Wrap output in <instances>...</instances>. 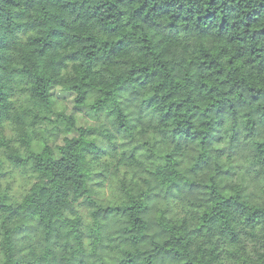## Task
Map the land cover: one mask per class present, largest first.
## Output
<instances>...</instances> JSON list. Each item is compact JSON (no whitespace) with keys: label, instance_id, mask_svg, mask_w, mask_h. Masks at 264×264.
<instances>
[{"label":"trees","instance_id":"16d2710c","mask_svg":"<svg viewBox=\"0 0 264 264\" xmlns=\"http://www.w3.org/2000/svg\"><path fill=\"white\" fill-rule=\"evenodd\" d=\"M141 24L169 37L184 33L213 41L211 50L204 47L199 50L205 61L199 65L200 71L220 67L230 50L235 49L236 54L227 63L234 60L240 63L238 59L244 57L241 67L246 75L235 76L239 69L229 73L221 82L222 85L231 82L227 92L217 90L209 78L198 86L196 99L202 103H193L183 113L184 106L192 100L189 95L186 100L168 105V111L161 117L153 115V119L162 121L191 113L173 129L169 138L171 147L161 143L157 152L146 157L156 162L155 173L150 175L163 179L148 192L130 197L131 207H112L122 204L111 186L116 173L106 167L98 170L100 165L93 169L81 161L86 155L93 161L114 156L120 146L113 144L111 137L120 134L123 125L110 131L98 130L88 121L94 118L100 124L106 102L97 101L90 106L85 99L105 95L113 97L112 103L116 104L120 95L127 92V103L132 104L142 95L140 90L160 74L149 72L147 67L128 70V62H121L127 78L107 68L97 70L98 64H111L114 55L147 51L137 47L139 41L134 35L123 34L115 43L97 41V37L120 35L122 29L131 25L135 30ZM69 46L79 50L60 57ZM210 57L214 58L209 60ZM182 62L175 63L174 68ZM223 72L220 67L216 75ZM104 85L114 88V92L105 91ZM261 85H264V0H0V236L5 238L4 247L13 256L25 252L16 264H180L182 260L187 264H230L241 256L245 257L241 264H264L261 252L264 237L251 231L259 227L264 233V208L252 212L237 202L239 197L225 199L219 205L224 215L238 220L247 212L243 227L214 228L217 217L208 218L207 214L204 225L189 226L188 217L195 218L192 209L198 207L192 201L208 186L186 179L177 171L181 162L176 159L198 141L204 151L194 158V167L185 170L188 176L211 168L214 157L225 155L262 159L226 171L217 166L216 177L231 178L241 168L253 180L264 176V167L257 171L258 165H264V144L254 143L264 137ZM60 92L72 98L69 114L57 98ZM174 94L182 95L179 90ZM166 99L167 96L160 97L157 92L149 103ZM25 102L54 119L32 111ZM55 105L62 110L55 111ZM139 110L144 111L142 105ZM81 116L83 124L78 118ZM194 121H203L202 131H193L197 128ZM44 122L50 128H42L40 124ZM59 123L65 125V130L58 127ZM86 136L96 139L87 141ZM225 138L229 141L226 148H214ZM34 142L38 149H34ZM85 168L87 171L82 170ZM18 179L28 181L20 182L22 189L15 193L14 182ZM86 182L88 187H84ZM106 187L102 198L109 207H99L96 195L84 197L85 192ZM218 187L212 186L213 197ZM159 205L162 212L157 216ZM165 216L172 217L168 220L171 228L165 225ZM182 216L179 227L186 228V232L177 237L179 229L173 222L179 224ZM217 232L221 239L215 248L236 245V251L213 255L196 247L192 259H188L187 249L193 246L195 238L204 236L201 244L210 243L207 237ZM184 240L187 242L181 245ZM120 245L125 248L120 249ZM181 246L185 249L183 254L176 250ZM197 255L201 256L200 261H196ZM204 256L211 259L204 261Z\"/></svg>","mask_w":264,"mask_h":264},{"label":"clouds","instance_id":"9594fccd","mask_svg":"<svg viewBox=\"0 0 264 264\" xmlns=\"http://www.w3.org/2000/svg\"><path fill=\"white\" fill-rule=\"evenodd\" d=\"M133 7H135V5ZM137 23L139 24L140 22L137 21ZM123 34L134 35V39L139 41L137 47L146 49L147 51H137L130 55H114L111 64H98L97 70L100 68H107L110 72L124 74V78H127L125 67H121V62H128L126 65L128 70H131L133 67H147L149 72L158 71L160 74L153 79L149 86L140 90L142 95L132 104L127 103L129 96L127 92L120 95L119 99L116 100V104L112 103L113 97L105 95H98L95 99H85V102L90 106L96 105L97 101L106 102L104 104V111L100 124H96L94 118L88 121V123H91L98 130L110 131L112 128L123 125L120 129V134L111 137V142L120 146L114 156H104L102 160L93 161L90 155H86L81 161V163L93 169L96 168V165H100V169L98 170H103V168L106 167L110 169L111 172L116 173V175L112 177V181L115 183L111 186L113 187L115 196L122 204L112 207H131L133 201L129 199L130 197H138L141 192H148L150 189L155 188L160 179H163V177H154V175H150V173H155L156 162L146 159V157L150 152H157L161 143H167L171 147L173 144H170L169 138L173 129L176 128L177 123H180L181 119H187V116L191 115V113L184 114L176 120L163 119L162 121L160 119H153V115L161 117L162 113L168 111V105L186 100L189 95H191L192 100L184 106L183 113L186 112L187 108L192 107L193 103H202V101L196 99L197 92L199 91L198 86L209 78L212 80L217 90L227 92L231 87V82L228 85H222L221 82L228 78L229 73L234 72L235 69H239L238 72L234 73L235 76L239 77L246 75L245 68L241 67L244 57L238 59L240 63H237L236 60H234L232 64L227 63V61L232 60V57L236 54L235 49L230 50L229 54L221 63L220 67L224 69L221 75H216L220 67H212L207 68L205 71H200L199 65L205 63V61L203 57L199 56V50L201 47H204L208 51L211 50L214 47V42H209L208 40L201 39L191 34L185 35L184 33H178L175 37H169L166 33H158L156 30L147 28L145 25L141 24L140 27L135 30L131 25L122 29L120 35L97 37V41L115 43L116 40L123 38ZM210 43L211 46H209ZM99 47L100 43H97V48ZM78 50L79 47H66L60 53V57L71 56ZM92 51H95V49ZM212 58L214 57H210L209 60ZM180 60L183 61L180 67L174 68V64ZM160 64H163L164 67L161 68L159 66ZM72 67L73 66L70 64V69ZM61 76H64V72L61 73ZM189 79L191 83H188ZM97 83H99L98 80ZM108 83L111 84L113 82L109 81ZM93 86L95 87V85ZM104 86L105 91L114 92V88H109L106 85ZM261 87H264V85H261ZM176 90H179L182 95L174 94ZM157 92L160 97L167 96V99L159 103H149V101H151L150 98L154 94H157ZM116 105H119V107L117 108ZM141 105L144 108L143 112L139 110ZM200 110L203 111V107H201ZM93 111H95V108H93ZM78 118L83 119L82 116ZM194 123H196L197 128L193 129V131L197 129L203 130L200 127L203 121H194ZM148 132L152 134L150 137L148 136ZM94 139H96L95 136L85 137L87 141ZM254 143L264 144V137H260ZM228 144L229 141L225 138L219 144L215 145L214 148L223 149L226 148ZM192 149L195 150L193 151ZM203 151L204 149L199 147V142L195 141L189 149L183 150V153L176 158L181 162L177 171L184 174L186 179L195 180L208 186L192 201L198 205V207L192 209V211L196 213L195 218L188 217L189 226L199 227L204 225L206 223L205 214H207L208 218L213 216L217 217L216 223L213 226L214 228L231 227L239 229L244 226L247 212L236 220L224 215L219 205H221L225 199H237L239 197L237 202L244 204V207L250 209L252 212L264 208V176L259 180H253L251 176L245 175L244 169L241 168L240 171L231 178H220L216 177V168L217 166H221L222 170L226 171L229 168L235 169L238 165L247 167L249 164L256 163V160L262 158L259 156L256 157V160H253L251 156H248L246 159H241L239 156L228 158L226 155L219 159L214 157V163L211 168L204 169L196 176H188L185 170L194 167L196 163L194 158L198 157ZM129 157L131 158L129 159ZM262 167H264V165H258L257 171H260ZM118 169L120 171H117ZM82 170L87 171V168ZM8 182L7 180L4 181L5 184ZM88 183L89 182H86L84 187H88ZM105 183L109 184V182ZM214 184L219 185L215 197H213L211 191ZM117 188L122 189V191H116ZM220 188H223V192L220 191ZM83 190L82 188L81 191ZM106 190H108L107 187L105 189H92L91 191L85 192L84 197L96 195L98 197L97 205L101 208H106L109 207V205L107 201L102 198V193ZM252 193H254V195H251ZM84 197H81V199ZM165 206L166 205H163V207ZM158 207L160 211L157 212L159 215H157V213L156 215L160 216L162 208L160 205ZM217 213H219V215H217ZM170 219H172L171 216L164 217V223L169 228L173 226L172 224H168V220ZM193 221L195 222L193 223ZM173 223L179 229L175 235L177 237L184 235L186 228L179 227L180 224L183 223V216L179 224H177L175 220ZM129 227H131V224H129ZM245 231H249V229L245 228ZM251 231L258 237H264V233L260 231L259 227ZM4 239V237L0 236V264H16V261L19 260L21 256L25 255V252H19L18 255L13 256L12 253L8 252V249L4 247ZM164 239H168V237ZM205 239L206 237L204 236L195 238L193 246L187 249L190 253L188 259H192L191 253L194 252L196 247L205 248L213 255L219 252H233L237 249L236 245H223L220 248H215L216 242L221 239L218 232L207 237L210 243L201 244V241ZM157 242L162 243V240L157 238ZM186 242L187 240L182 241L181 245ZM261 242L264 243V240ZM169 247H171V245H169ZM124 248V245H120V249ZM176 250L180 251L182 254L185 251L182 246ZM261 252L264 253V248L261 249ZM200 259L201 256L197 255L196 261H200ZM203 259L204 261L210 260L211 256H204ZM243 259H245V257L241 256L240 260L232 261L230 264H241V260ZM180 264H187V261L182 260Z\"/></svg>","mask_w":264,"mask_h":264},{"label":"rangeland","instance_id":"374dc122","mask_svg":"<svg viewBox=\"0 0 264 264\" xmlns=\"http://www.w3.org/2000/svg\"><path fill=\"white\" fill-rule=\"evenodd\" d=\"M57 98H60L59 99V102H61V104H62V107H64L66 110V113H71V108H72V98H71V96H69L68 94H66V93H64V92H60L58 95H57ZM24 105L26 106V107H28V108H30V109H32V111H37V112H39L40 110L37 108V107H35L34 105H32L31 103H27V102H25L24 103ZM54 110L55 111H59V110H62L58 105L56 106L55 105V107H54ZM39 113H41V111L39 112ZM42 115H45V116H48V117H50L51 119H54V117L53 116H50V114H48V113H44V112H42L41 113ZM81 120V119H80ZM82 121V120H81ZM82 124H83V121L81 122ZM40 126L42 127V128H50V125L47 123V122H44V123H42V124H40ZM58 127L60 128V129H63V130H65V125L63 124V123H59L58 124ZM70 132H72V129L71 130H69V133ZM61 136L62 135H60L59 136V139H58V141H60V138H61ZM33 147H34V149H38V144L36 143V142H34V144H33ZM24 181H28V180H22V181H20V179H18L17 181H15L14 182V192L15 193H18V192H20L21 191V189H22V182H24ZM21 182V183H20Z\"/></svg>","mask_w":264,"mask_h":264}]
</instances>
